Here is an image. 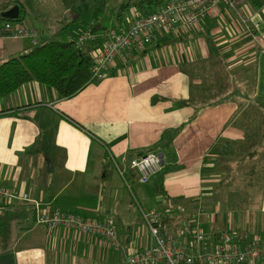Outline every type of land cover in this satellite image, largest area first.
I'll use <instances>...</instances> for the list:
<instances>
[{
	"label": "crops",
	"instance_id": "obj_1",
	"mask_svg": "<svg viewBox=\"0 0 264 264\" xmlns=\"http://www.w3.org/2000/svg\"><path fill=\"white\" fill-rule=\"evenodd\" d=\"M18 1L22 10L13 0L5 11L17 6L18 17L23 12V20L17 17V21L9 22L0 17V64L54 40L49 38L63 35L67 27L60 30L49 26L33 15L28 4ZM57 5L71 8L73 3L60 0ZM137 16L139 12L134 9L122 18L120 26L130 25ZM37 20L41 28L35 26ZM6 23L25 25L33 38L9 37L3 32ZM82 30L83 26L79 33ZM89 50V46L83 49ZM209 57L224 61L235 93L198 108L183 105L189 96V80L181 67ZM251 73L252 99L264 103V6L255 10L246 1L233 10L226 1L218 0L212 15L198 25L161 29L150 44L131 51L125 63L117 62L102 81L88 84L71 98L61 99L50 87L31 82L1 99L0 187L17 190L29 199L0 209V215L12 216L6 245L0 240V264H123L119 251L125 254L126 264L130 256L148 250L153 242L141 219L143 209L138 205L137 211L133 210L121 184L105 192L98 179L108 176L104 167L109 162L111 172L131 190L130 184L138 182L126 184L111 160L124 167V160L151 152L162 159L160 172L150 179L155 193L176 207L174 214L182 213L187 219L180 226L175 222L177 216H164L177 240L184 243L190 236L187 230L194 225L208 227L207 233L201 229L215 240L225 232L240 241L256 234L263 238L264 175L260 190L252 187V181L245 190L258 192L259 203L254 208L244 209L241 204L240 209L229 210L228 195L241 191H223L219 185L226 175L234 174L229 165L236 164L237 159L220 152L225 151L226 144L237 146L243 140L238 122L244 97L238 78ZM39 107L60 118L56 145L65 152L63 165L55 167L60 174L50 180L52 168L45 183L36 176L43 160L37 159L36 166L31 160H25L24 167L21 163L39 134L33 121ZM126 173H130L127 167ZM132 197L137 199L133 193ZM72 206L75 212L68 210ZM38 211L106 220L118 232V246L101 237L47 229L37 224ZM15 219L17 226L21 219H31L32 223L26 229L20 225L23 231L14 235ZM257 263L264 264V260L251 264Z\"/></svg>",
	"mask_w": 264,
	"mask_h": 264
},
{
	"label": "built area",
	"instance_id": "obj_2",
	"mask_svg": "<svg viewBox=\"0 0 264 264\" xmlns=\"http://www.w3.org/2000/svg\"><path fill=\"white\" fill-rule=\"evenodd\" d=\"M218 0H168L149 16H137L130 25L107 28L94 34L90 29L82 30L75 38L77 49L89 46L91 58L90 82L102 81L117 63H125L131 51L150 44L161 29L174 30L178 26L193 28L212 15ZM236 10L246 0H224ZM3 32L14 39L33 38L34 34L23 24L11 23L3 26ZM111 163L119 177L125 181L126 167L138 176L137 182L147 184L161 170L162 159L154 152L133 158L122 167L113 159ZM127 184V183H126ZM28 196L17 190L0 187V206L14 201L28 202ZM37 208V207H36ZM37 224L47 229L63 228L81 235L104 238L118 246V232L106 220H87L71 213L44 212L36 214ZM141 219L152 238V246L130 256L126 264H251L264 260V238L259 235L244 241L236 240L225 232L214 239L200 227L191 226L184 243L176 239L166 223V218L156 211L141 210ZM186 235V234H184Z\"/></svg>",
	"mask_w": 264,
	"mask_h": 264
},
{
	"label": "trees",
	"instance_id": "obj_3",
	"mask_svg": "<svg viewBox=\"0 0 264 264\" xmlns=\"http://www.w3.org/2000/svg\"><path fill=\"white\" fill-rule=\"evenodd\" d=\"M14 1L22 10L23 5L18 0ZM167 1L142 0L132 6L124 5L116 16L118 25L111 28L120 27L119 23L123 14L131 9L137 10L141 17L149 16ZM246 1L255 10H259L264 6V0ZM23 4H28L29 6L32 4V0H24ZM9 6L10 4L4 5L2 10L5 11ZM21 14L17 19L18 21L23 20ZM8 21L12 22L11 20ZM87 28L94 34L107 29L99 24H84L83 29ZM90 67L91 58L89 54L76 48L74 37H71L68 41L52 40L42 45L33 46L27 53L0 64V100L10 96L21 86L31 82L50 87L61 99L71 98L91 83ZM181 68L189 80V96L187 100L181 102L185 106L202 107L233 93L230 92L232 85L230 74L224 61L219 57H209L193 65H185ZM59 119L53 111L46 107H39L33 119L38 127L39 134L35 142L24 152L21 163L24 167L23 162L31 160L32 165L36 166L37 159L43 160V167L36 174L41 183H45L44 180L49 173V167L62 166L65 160L64 150L56 145ZM238 124L244 132L242 142L237 146H234L235 144H226L228 147L226 146L225 151L220 153L222 156L246 159L251 153L254 154L252 151L256 150L262 140H264V135H261V131L264 128V118H262L261 109L253 105L249 106L248 109L243 110L241 113ZM109 168L112 170L111 164L108 162L104 167L105 175H107ZM137 180L138 176L134 172L125 173L127 184ZM239 200L241 198L237 194H229L227 200L229 210L240 209L242 201L239 202ZM11 223L12 216L8 214L0 215V240L4 244L9 239Z\"/></svg>",
	"mask_w": 264,
	"mask_h": 264
},
{
	"label": "rangeland",
	"instance_id": "obj_4",
	"mask_svg": "<svg viewBox=\"0 0 264 264\" xmlns=\"http://www.w3.org/2000/svg\"><path fill=\"white\" fill-rule=\"evenodd\" d=\"M13 0H0V15L2 13V7L4 5H9ZM24 1V0H22ZM142 0H72L73 6L71 8H62L57 5L60 0H32V5L28 6L30 11H32L33 15L39 19L40 21H45L49 26L60 27V30L64 28L63 35L60 36H52L49 39L54 40H70L73 35H77L81 26L85 25H96L99 24L106 28H111L113 26L118 25V21L116 16L120 12V9L124 5H133ZM134 9H131L129 12L123 14L122 18H126L130 16ZM30 16V13L28 14ZM35 26L41 28L40 22L37 20L35 22ZM238 86L241 88V92L243 94V104L242 110L248 109L249 106H255L261 109L262 118H264V104L252 99L253 96V73L251 74H242L241 77L238 78ZM232 80V79H231ZM93 83V82H92ZM234 86L231 85L230 92L235 93ZM261 106V107H259ZM264 135V128L261 131V135ZM254 154L246 159H237V163H231L229 165L230 172H234V174L226 175L222 181L219 183L221 185L222 190H238L241 192H232L233 194H237L242 201V205L245 206L244 209L253 207L258 205L259 203V194L258 192L248 193L245 190H248L251 187L250 181H252V187H257L258 190L261 189L262 181L261 177L264 175V163H263V153H264V140H262L261 144L256 148V150L252 151ZM245 154V153H244ZM241 154V155H244ZM113 166V165H112ZM240 172V174H239ZM60 174L59 168H55L54 171L49 173V179L55 180ZM112 174V176H109ZM106 178H99L98 181L103 187V191L108 192L111 191L109 188L116 184H121L124 189H122L123 194L126 196L127 200L131 202V206L135 211H137L138 205L145 211L146 213H150L152 211H156L162 216H177L175 218V222L182 226L187 222V219L183 218L184 214H174L176 207H171L169 203L163 198L159 197L155 193V185L153 182H149L147 184H130L131 190H128L127 186L123 184L120 179L116 178V175L111 172V169H108ZM102 177V176H101ZM118 180V181H117ZM119 182V183H118ZM225 189V190H224ZM135 195L137 199L132 197ZM65 196V195H64ZM78 197V196H77ZM133 199V200H132ZM84 200H82L83 202ZM137 202V203H136ZM252 208V209H253ZM69 211L75 212V206L72 208H68ZM22 223L19 222L18 226L16 225V219L13 223V234L20 235L21 231L20 225L26 229L28 224L32 223L31 219L23 220ZM110 221V220H109ZM196 224V223H192ZM116 226V224H114ZM198 226V225H197ZM207 233L210 231L208 227L198 226ZM227 228H229L227 226ZM231 229V228H230ZM259 235V234H256ZM254 235V236H256ZM253 236V237H254ZM261 237V235H259ZM262 238V237H261ZM264 238V237H263ZM116 251V249H113ZM121 250V249H119ZM117 250V251H119ZM121 255V262L124 264L126 256L122 251H119ZM115 254V253H114ZM119 260V255L115 259ZM104 260H102L103 262ZM263 264V263H257Z\"/></svg>",
	"mask_w": 264,
	"mask_h": 264
},
{
	"label": "water",
	"instance_id": "obj_5",
	"mask_svg": "<svg viewBox=\"0 0 264 264\" xmlns=\"http://www.w3.org/2000/svg\"><path fill=\"white\" fill-rule=\"evenodd\" d=\"M0 17L3 19V20H16L17 17H18V8L17 6L16 7H13L3 13H1ZM49 170H52L51 167H49Z\"/></svg>",
	"mask_w": 264,
	"mask_h": 264
}]
</instances>
